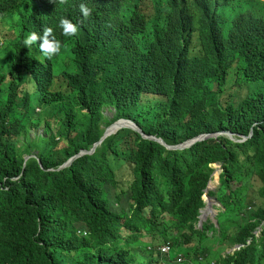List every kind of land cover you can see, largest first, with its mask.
<instances>
[{"label":"trees","instance_id":"16d2710c","mask_svg":"<svg viewBox=\"0 0 264 264\" xmlns=\"http://www.w3.org/2000/svg\"><path fill=\"white\" fill-rule=\"evenodd\" d=\"M131 1L0 0V18L20 29L0 48V264H179V256L188 264L172 239H163L170 254L157 242L145 255L140 238L164 233L167 217L189 235L203 233L196 225L213 164L222 165L224 186L250 169L264 184V0H244L231 18L221 16L220 0H168L167 16L159 4L152 11ZM81 3L91 9L87 19ZM61 17L78 26L62 47L75 64L64 70L72 95L52 92L58 56L43 58L39 43L23 44L47 27L58 37ZM108 106L116 109L110 124L132 119L169 145L203 133L251 137L239 144L216 135L169 149L124 128L61 168L101 138ZM35 123L44 124L45 135L29 139ZM125 160L134 179L120 189L116 169ZM252 218L236 234L245 247L218 263L264 264V239L258 243L254 234L264 227V208ZM169 232L166 226L163 237Z\"/></svg>","mask_w":264,"mask_h":264},{"label":"rangeland","instance_id":"374dc122","mask_svg":"<svg viewBox=\"0 0 264 264\" xmlns=\"http://www.w3.org/2000/svg\"><path fill=\"white\" fill-rule=\"evenodd\" d=\"M227 4L222 6L223 15L226 18L233 17L241 8V5L244 0H226ZM153 5L159 4L162 7L165 13L168 9V0H152ZM7 34L14 35V31L11 27L5 23L0 22V43L4 44ZM64 35L61 31L60 43L61 48L64 45ZM66 58L68 56H65ZM68 62L71 60L68 58ZM60 65V64H59ZM63 73V72H62ZM64 74V73H63ZM65 76H68L64 74ZM57 85L60 88H63L69 95H72L69 92V84L64 76H61L57 80ZM231 82L228 83V86H232ZM53 89V88H52ZM235 91V88L232 89ZM232 90H228L226 95ZM145 99V98H144ZM157 98L152 97L150 100H156ZM104 117L101 121V124L98 123L99 129H104L107 126L108 120L113 116L114 110L112 107H107L103 109ZM44 124L36 126L31 124L28 131V138L33 139L39 137L40 135H45ZM116 131H114L115 133ZM229 133V134H226ZM24 133V134H25ZM117 133V132H116ZM115 133V134H116ZM222 133L221 136H226L235 143H243L245 139L250 138L251 136H242L234 135L229 131L219 132ZM23 134V135H24ZM22 135V136H23ZM154 135V134H153ZM21 136V137H22ZM150 136V135H149ZM159 138L162 136L154 135ZM20 137V138H21ZM144 137V136H143ZM245 137V138H244ZM164 141V140H163ZM65 141L60 142V146H63ZM131 145V141H130ZM182 146L178 144L176 146ZM94 147V145H93ZM92 147V148H93ZM91 148V149H92ZM181 148V147H178ZM90 149V150H91ZM97 149V148H96ZM95 151V150H94ZM245 155L242 156V159L245 160ZM122 166L117 167L116 173L119 180L120 189H127L131 182L134 179L133 175V166L127 160H125ZM214 172L212 178L209 182L210 191L203 196V200L212 198L213 200H218L220 206L216 204L214 208L217 210L216 220L213 222L211 216H208L203 225H198L197 228L201 230L202 234L189 235L187 228H176L172 223L171 219L167 217L164 220L163 231L165 233L166 226L171 227V232H169L166 237H163L164 233L159 231V234L154 235L146 233L141 237V242L137 245L140 251L144 252L145 255L150 251L148 247L154 249V243L165 242L163 239H172L175 246L180 249L186 256V261L188 264H195L201 258L203 264H214L218 262L221 258L226 257L228 254L233 255L235 252L239 251L241 247L235 243L236 234L239 229L247 224L249 221H255L252 216L256 214L259 208H264V196L263 188L264 184L257 176V171L254 169L246 170V173L240 177L238 180L233 181L229 187L224 186L222 183V174L223 169L221 164H213ZM244 167L245 165H241ZM215 177H218L215 179ZM213 193V194H212ZM206 205V203H205ZM205 208V207H204ZM209 226L210 229L205 231V227ZM255 236L257 241L260 242L264 239V230L259 229L255 231ZM251 241V240H250ZM261 250V246L258 247ZM172 257L174 253H171ZM184 260V258H183ZM167 264L165 260L156 262L154 264ZM180 264V263H179ZM220 264V263H218Z\"/></svg>","mask_w":264,"mask_h":264},{"label":"clouds","instance_id":"9594fccd","mask_svg":"<svg viewBox=\"0 0 264 264\" xmlns=\"http://www.w3.org/2000/svg\"><path fill=\"white\" fill-rule=\"evenodd\" d=\"M46 1H48V2H50V3H52V4H60V3H65L66 2V0H46ZM137 2H140V6H150V8H151V10L152 11H154L155 9H154V5H153V3H152V0H133V1H131L130 2V4L131 5H135ZM244 2V1H243ZM227 4V1L226 0H220V3H219V5H218V8H219V12L221 13V16L223 15V11H222V6H224V5H226ZM243 4V3H242ZM172 9H173V7L171 6V8L167 11V13H166V16L172 11ZM79 10H80V12L82 13V16H83V18H85V19H87L90 15H91V9L89 8V7H87L84 3H81L80 5H79ZM182 15H184V16H190L189 15V13H187V12H185L184 14H182ZM71 19H67V17H61L60 18V21H59V26L57 25V27L56 28H60V32L62 31V34L64 35V36H68V37H71V36H75L76 34H77V32H78V26H77V24H74L73 22H71L70 21ZM0 22H5V23H7L10 27H11V29L14 31V35H11V34H7L8 35V37H6L7 39H5V42H4V44H1L0 43V48L2 49V48H5V47H7L8 46V44H9V42H10V40L11 39H15V38H17L19 35H20V29L18 28V26H16V23H15V21L13 20V19H11L10 21H3L2 20V18H0ZM15 25H13V24ZM51 28H53V27H47V28H45L44 30H43V32L42 33H39V32H31V33H29V34H27L26 35V37L24 38V40H23V44L25 45V47H27V48H30L34 43H39V44H36V47H37V50H38V52L42 55V57L44 58V57H46V58H50L51 59V57H56V56H58L56 59H54V78H53V81H52V84H51V86H52V88H53V90H52V92L54 91V92H60V91H62L63 93H67V91H65L63 88H60L58 85H57V80L61 77V76H64L65 78H66V80L68 81V84L70 85V83H71V81H70V76H69V74H66V75H68V76H65L64 74V70L66 69V68H69V69H71V70H76L75 69V64H74V62H73V58L72 57H65V56H63V52H64V50H63V48H61V43H60V37H61V34H59V36L58 37H56V35L54 34V32H53V30L51 29ZM70 59L71 60V62H68L67 61V59ZM61 61H65V63H66V65H65V67H62V66H60L59 65V63L61 62ZM64 74H63V73ZM12 74H10L9 75V78H8V81H11V79H12ZM37 83V82H36ZM37 84H39V83H37ZM33 87H34V89H35V91L37 92V90H38V85H33ZM51 88V89H52ZM152 97H155V98H160L161 99V97H159V96H157V95H148V96H146L145 97V99H150V98H152ZM108 107H112L113 108V110H114V113H113V116L108 120V122H107V126L103 129L104 130V133H105V131H106V129L107 128H109L111 125H113L116 121H118V120H121V119H128V118H119V119H117V120H115L112 124H110V122L112 121V119L116 116V109H115V107H113V106H108ZM107 108V107H106ZM39 110L40 111H42V107H39ZM84 111H86V110H84ZM132 120V119H131ZM134 121V120H133ZM44 126V125H43ZM44 129H45V127H44ZM119 131V130H118ZM118 131H116V132H118ZM115 132V133H116ZM104 133L102 134V136L104 135ZM115 133H113V134H115ZM113 134H111V135H113ZM111 135H109V136H111ZM101 136V137H102ZM108 136V137H109ZM219 136H221V135H219ZM108 137H106V138H108ZM105 138V139H106ZM104 139V140H105ZM100 140V139H99ZM98 140V141H99ZM187 141V140H186ZM185 141V142H186ZM96 143V142H95ZM184 143V142H183ZM20 144H21V142H20ZM86 150V149H85ZM79 153V152H78ZM28 157V159L30 158V157H37V155H35V154H32V155H26V157H25V159ZM28 159H26V160H28ZM69 160V159H68ZM67 160V161H68ZM40 161V160H39ZM66 161V162H67ZM41 163V162H40ZM62 168V167H61ZM212 177V176H211ZM208 185H209V183H208ZM207 188H209V186H207ZM207 188H206V190H207ZM206 190H205V194H206ZM205 202V201H204ZM204 209V208H203ZM202 210V209H201ZM200 210V211H201ZM200 214H201V212H200ZM200 217V216H199ZM198 225H200L199 224V221H198V224L196 225V228H197V226ZM198 229V228H197ZM259 229H263L264 230V227H263V225H261L260 227H258L257 228V230H259ZM254 234H255V232H254ZM141 239V238H140ZM255 239L257 240V238H256V236H255ZM251 240V241H250ZM170 241H167V242H163L162 244H160L159 245V249H158V251L160 250L161 251V246L162 245H164V244H166V243H169ZM258 242V241H257ZM261 242V241H260ZM260 242H258V243H260ZM252 243V239H249L248 240V242H247V245H250ZM170 244V243H169ZM170 246H171V248H172V244H170ZM239 246H244L245 247V245H239ZM241 249H242V247H241ZM170 251H171V249H170ZM170 251L168 252V253H163L162 251H161V253L162 254H170ZM240 251V250H239ZM183 256H179L178 257V259H177V261H179V263H182L183 262ZM202 259V258H201ZM199 260V264H203V262H202V260ZM165 260V259H164ZM165 262H167L166 260H165ZM165 264V263H164ZM214 264H218V262H216V263H214Z\"/></svg>","mask_w":264,"mask_h":264},{"label":"water","instance_id":"95a60500","mask_svg":"<svg viewBox=\"0 0 264 264\" xmlns=\"http://www.w3.org/2000/svg\"><path fill=\"white\" fill-rule=\"evenodd\" d=\"M122 127H129L132 128L135 131L140 132L145 138H150L152 140H156L161 142L162 144H164L167 148L169 149H177L178 147H181L180 149L186 148V147H190L192 146V144H194L195 142L202 140V139H206L208 137H212V136H219L222 135V133H203L200 134L194 138L188 139L186 142L182 143V146H176V145H169L167 144L165 141H163L161 138L154 136V135H147L144 133V131L140 128V126L133 120L131 119H121L116 121L113 125H111L109 128L106 129L104 135L100 138L99 141H97L94 144V147L91 150H85L82 149L79 153L75 154L74 156H72L67 162H65L63 165H61V167H66L71 165V163L78 157H80L81 155H84L86 153H93L94 150H96V148L104 141V139L106 137H108L109 135L113 134L114 131H116V129L122 128ZM226 134H229L226 132ZM233 134V133H232ZM245 138V137H244ZM248 139V138H247ZM245 139V140H247ZM234 141V140H233ZM28 159V157L26 158ZM210 188H207L206 193H208L210 190ZM206 205L209 202V199L204 200ZM214 203L209 202V206L205 207L204 209H202L200 212V217H199V224L203 225L204 222L206 221V219L208 218V216L212 215L214 213Z\"/></svg>","mask_w":264,"mask_h":264},{"label":"bare ground","instance_id":"6f19581e","mask_svg":"<svg viewBox=\"0 0 264 264\" xmlns=\"http://www.w3.org/2000/svg\"><path fill=\"white\" fill-rule=\"evenodd\" d=\"M69 54L66 52V51H64L63 52V56H68ZM14 81H16V78H15V76L13 75L12 76V79H11V82H14ZM212 178V177H211ZM210 178V179H211ZM216 178H218V177H215V179ZM210 182V181H209ZM210 188V187H209ZM210 190V189H209ZM209 202H211V200L209 199ZM209 202L207 203V205H205V207H208L209 206ZM213 216L215 215V211H214V213L212 214Z\"/></svg>","mask_w":264,"mask_h":264},{"label":"built area","instance_id":"2783aa9c","mask_svg":"<svg viewBox=\"0 0 264 264\" xmlns=\"http://www.w3.org/2000/svg\"><path fill=\"white\" fill-rule=\"evenodd\" d=\"M160 248H161V251L163 253H168L171 249V246L169 243H166V244L162 245Z\"/></svg>","mask_w":264,"mask_h":264},{"label":"crops","instance_id":"0c3cea01","mask_svg":"<svg viewBox=\"0 0 264 264\" xmlns=\"http://www.w3.org/2000/svg\"><path fill=\"white\" fill-rule=\"evenodd\" d=\"M124 128H129V127H122V128H119V129H116V131H118V130H120V129H124ZM132 129V128H131ZM170 244H171V242H169ZM149 248V250H151V251H157L155 248V250H153V249H151L150 247H148ZM164 256V255H163ZM162 260H164L163 258H162ZM162 260H160L161 262H162ZM178 263H179V261H178Z\"/></svg>","mask_w":264,"mask_h":264}]
</instances>
